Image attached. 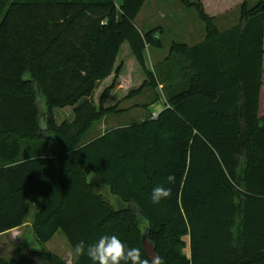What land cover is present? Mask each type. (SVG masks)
Here are the masks:
<instances>
[{
	"label": "trees",
	"instance_id": "1",
	"mask_svg": "<svg viewBox=\"0 0 264 264\" xmlns=\"http://www.w3.org/2000/svg\"><path fill=\"white\" fill-rule=\"evenodd\" d=\"M147 1L123 0L119 18L114 0H0V235L23 227L41 200L32 226L43 248L15 264H66L45 249L59 232L73 251L116 235L149 264L145 234L162 264H264V0H243L240 24L225 33L203 0H181L207 39L173 44L180 59L158 65L159 74L145 51L163 49L162 31L136 25ZM125 44L146 80L122 100L163 86L165 109L81 144L106 115L123 112L122 100L105 102L125 71ZM76 106L72 123L56 124L55 108ZM40 142L54 151L25 150ZM158 186L171 194L154 205ZM0 264L10 263L0 256Z\"/></svg>",
	"mask_w": 264,
	"mask_h": 264
},
{
	"label": "rangeland",
	"instance_id": "2",
	"mask_svg": "<svg viewBox=\"0 0 264 264\" xmlns=\"http://www.w3.org/2000/svg\"><path fill=\"white\" fill-rule=\"evenodd\" d=\"M115 3L117 7L118 16L119 18H121L122 0H115ZM235 15L239 16V11H237ZM136 25L139 29L143 30L144 32H150L154 30L162 31V33L159 34V37L163 43V49L152 47L151 50L159 57L157 59L153 57L154 63H159V65L163 63L166 67L174 66L180 59L179 57H175L171 54V46L173 44L192 46L196 45V43H191L190 41L186 40L185 34L184 32H182V26L184 28L190 27L194 29L198 37H200L202 34H205L206 31V25L200 20L197 10L195 8L184 7L181 0H149L144 6L140 16L136 20ZM120 59L122 61L124 60L126 64V68L124 71V84L127 87L125 88L128 89L130 87L134 90L139 89L143 82L146 80V77L137 62L135 61L134 57L130 54V48L128 44H125L123 46V49L120 53ZM147 60L148 67L153 71L155 70L156 74H159V67H157V65L155 67L156 69L153 68V63L151 61L149 53L147 55ZM181 75L184 76L185 74L183 73ZM112 79L110 80L108 85H111ZM183 82V78L179 76L177 78L176 83L179 84ZM105 88L106 85L97 91L95 95L96 102H98L101 93H103ZM179 90H181V88H179ZM157 91L155 92L151 88H145L140 95L125 101L122 100L128 95V93H125V91L113 94L110 98L106 100L105 105L115 106L122 100L123 102H120L117 109L118 111L123 112H117L115 114L106 115L102 121L96 123L93 126V128L87 133L81 144H87L97 139L98 137L105 135L118 128L130 127L133 125L140 124L149 118H157L158 116L153 115L160 114L166 106V97L164 95V89L159 88V90ZM157 94L160 95L162 100L155 101ZM70 114H72V112H70V109L53 110V115L58 120V123H62L64 121L72 122L73 117L69 119ZM260 117H264V92L262 96ZM35 147H38V151H41L44 154L54 151V145L52 143L40 142L39 144H34V147L32 148L33 151H35ZM104 194L106 197L109 196L106 195V193ZM36 211L37 208L35 207L30 215V220L33 219V216ZM183 239V254H185L186 256H190L189 237H185ZM60 241H63L68 246L66 239L60 233L55 237V239L51 243L46 244L45 249L56 255L62 254V247L60 246ZM42 248L43 247L40 246L38 250ZM10 260L12 262H16L18 259L14 258Z\"/></svg>",
	"mask_w": 264,
	"mask_h": 264
},
{
	"label": "crops",
	"instance_id": "3",
	"mask_svg": "<svg viewBox=\"0 0 264 264\" xmlns=\"http://www.w3.org/2000/svg\"><path fill=\"white\" fill-rule=\"evenodd\" d=\"M242 1L243 0H203V5H204L207 13H210V15L216 17L214 20V24L216 25V27L218 28L220 33H225V32H228L229 30L235 28L236 26H238L240 24V5H241ZM146 3H145V5H146ZM251 3L254 4L255 0H253ZM122 4H123V0H122ZM122 4H121V6H122ZM143 8H142V10H143ZM142 10H141V12H142ZM237 11H239V16L235 15V13ZM141 12H140V14H141ZM140 14H139V16H140ZM180 25H183V24H180ZM181 28H182V32H184V34H185L186 40L190 41L191 43H196V45H193V46L187 45L188 47H195V46L201 45L207 39V30L205 31V34H202L200 37H198L194 29H192L190 27L184 28L183 26ZM141 31L144 32L143 30H141ZM151 49H152V47H148L145 51L146 64L148 67L147 55L149 53L151 61L153 63V68H155L157 65H159V63L155 64L153 57L156 59L159 57ZM151 53H152V56H151ZM148 69L150 71H153L149 67H148ZM110 80L111 79H108L107 81H105L102 85V88L105 85L107 87ZM124 80H125V75L123 73L121 76V79H120V85L116 89V93L123 92V91H125V93H128L131 90L130 87L128 89L125 88L127 86H125ZM159 88L162 89L163 86H160ZM159 88L157 90H159ZM263 92H264V74H263V85H262L261 96H260L259 117H260V111H261V106H262ZM157 93H158V91H157ZM159 97H160V95H159ZM160 100H162L161 97H160ZM84 101H85V99L81 100L80 103L78 104V106L81 103H83ZM165 102H166V100H165ZM38 103L40 104V106L44 112L43 101L40 100ZM165 105H166V103H165ZM78 106H76V107H65V108H55V109H70V112H72V114H70L69 119H71L73 117V121H74L75 120L74 111ZM158 115L159 114H154L153 116H158ZM42 117L43 118L45 117L44 113L42 114L41 119H42ZM260 118H263V117H260ZM54 119H55V122L57 125H61L64 122H69V123L73 122V121L72 122L71 121H64L62 123H58V120L55 118V116H54ZM28 146H29L28 144L25 145V150L30 152V154H32V155L34 154L33 156L39 157L40 154L38 151V147H35L36 149H35V151H33L32 148L34 147V145H31L30 146L31 149L29 151ZM40 156H42V154ZM40 203H41V200L36 198L35 199V206H34V208L35 207L37 208L36 213L40 209ZM29 218H30V216L28 217V220L23 227L0 235V256L3 259H5L6 261H8L10 264H15V263L19 262L25 253L31 252V251L36 250V249L38 250L40 247V245L38 244V242L36 240L35 233L33 231V226H32L33 225V219L30 220ZM60 233L64 236V234L62 232L57 233L56 236ZM55 237L52 239V241L55 239ZM64 238L66 239L65 236H64ZM51 242H49V243H51ZM66 242H67V239H66ZM60 244H61L60 246L62 247V254H60V255L55 254V255L58 256L59 258H61L66 264H76L78 257L75 255L73 249L70 247L68 242H67V244L69 247L63 241H60ZM23 247H24V250H23ZM14 258H17L18 260L16 262H12L10 259H14Z\"/></svg>",
	"mask_w": 264,
	"mask_h": 264
},
{
	"label": "clouds",
	"instance_id": "4",
	"mask_svg": "<svg viewBox=\"0 0 264 264\" xmlns=\"http://www.w3.org/2000/svg\"><path fill=\"white\" fill-rule=\"evenodd\" d=\"M175 177L169 175L167 182L174 183ZM170 189L155 187L151 192V203L160 204L161 201L170 196ZM76 256H86L91 264H149L147 259H142L141 251L138 248H127L116 235H102L90 245L80 241L74 246ZM153 264H160L159 258Z\"/></svg>",
	"mask_w": 264,
	"mask_h": 264
},
{
	"label": "water",
	"instance_id": "5",
	"mask_svg": "<svg viewBox=\"0 0 264 264\" xmlns=\"http://www.w3.org/2000/svg\"><path fill=\"white\" fill-rule=\"evenodd\" d=\"M143 251L144 253L147 255V257L149 258V260L151 261V263L153 264V261L156 259V258H159L156 251H155V247H154V244L153 242H151L148 238V235L145 234L143 236ZM160 260V259H159ZM160 264L161 261H160Z\"/></svg>",
	"mask_w": 264,
	"mask_h": 264
}]
</instances>
